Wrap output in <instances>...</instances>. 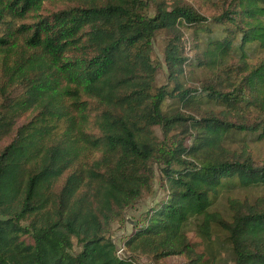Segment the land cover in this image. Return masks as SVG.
<instances>
[{"label":"trees","instance_id":"1","mask_svg":"<svg viewBox=\"0 0 264 264\" xmlns=\"http://www.w3.org/2000/svg\"><path fill=\"white\" fill-rule=\"evenodd\" d=\"M203 1L210 16L185 0H0V264H218L220 245L264 264V162L248 152L264 140V0ZM187 66L206 73L197 87ZM154 164L165 193L116 242ZM236 192L256 196L219 211Z\"/></svg>","mask_w":264,"mask_h":264},{"label":"rangeland","instance_id":"2","mask_svg":"<svg viewBox=\"0 0 264 264\" xmlns=\"http://www.w3.org/2000/svg\"><path fill=\"white\" fill-rule=\"evenodd\" d=\"M186 2L192 4L200 13H202L205 16H210L212 13L213 8L211 7L210 2H206L203 0H185ZM216 0H214L215 2ZM54 5H58L57 3H54ZM53 4L47 5L49 8L54 7ZM166 42V37L164 33H159L156 35V37L153 40V51H152V58L154 60V64L157 66V76H156V85L161 86L167 83V76H166V66L164 64L163 60V48L164 44ZM184 44H185V53L187 58H192L195 54V52L192 50V40L190 37V31H186L184 35ZM185 76L183 78V82L185 86H191V87H197L201 84V81H203L207 76L206 73L201 69L193 68L192 66L185 67ZM168 87L170 88L171 85L169 84ZM176 106L174 104H171L167 102L164 105L163 110L166 113H174ZM155 135L157 139L160 141L163 140V136L161 133V130L159 127L154 128ZM177 132V131H175ZM173 132L170 133L172 136ZM242 143H238V139H233L231 142H228L227 145L231 149H235L237 152L240 151V147ZM241 145V146H240ZM249 145L248 152L251 155V158L256 163L264 162V140L259 142H251ZM154 169V186L153 190L150 194H145L142 199L137 202L134 206L126 210V212L123 215V218L120 220H114L111 223V231L110 236L113 238L116 242H124L125 238L129 236V234L133 231L134 225L136 223H139L147 211L148 208H150L154 203H156L165 193V190L162 186L163 179L162 175L159 171V167L157 165H153ZM259 195L260 193L257 192ZM227 195H234L236 197H243L245 195L250 196H256L254 193H244V192H236L233 194L225 193L221 196L217 209L223 213L225 209V198ZM188 234L191 238V240L196 244L197 249L199 251L204 250V243L199 240V238L196 236L193 225L189 226ZM206 246V244H205ZM218 246V245H217ZM214 250H218L219 252V258L221 261L218 262V264H231V256L228 253V248L225 245H220L218 247L213 246ZM210 247L206 246V250L209 251ZM73 251H78V247H74ZM128 256V255H126ZM134 261L136 264H178V259H170V260H164V261H153L151 258L142 257V256H136L134 258Z\"/></svg>","mask_w":264,"mask_h":264},{"label":"built area","instance_id":"3","mask_svg":"<svg viewBox=\"0 0 264 264\" xmlns=\"http://www.w3.org/2000/svg\"><path fill=\"white\" fill-rule=\"evenodd\" d=\"M124 251H125V248L123 245H120L117 250H116V254L119 258H123L124 257Z\"/></svg>","mask_w":264,"mask_h":264}]
</instances>
